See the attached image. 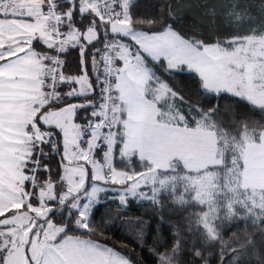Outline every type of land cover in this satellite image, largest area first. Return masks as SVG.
Instances as JSON below:
<instances>
[{"label": "snow or ice", "instance_id": "snow-or-ice-1", "mask_svg": "<svg viewBox=\"0 0 264 264\" xmlns=\"http://www.w3.org/2000/svg\"><path fill=\"white\" fill-rule=\"evenodd\" d=\"M137 6L0 0V264H142L97 239L132 202L176 217L171 246L148 249L156 264H264V3L229 0L231 31L204 37L168 22L176 3ZM185 69L196 92L173 86ZM236 220L259 228V251L248 234L224 240Z\"/></svg>", "mask_w": 264, "mask_h": 264}, {"label": "trees", "instance_id": "trees-1", "mask_svg": "<svg viewBox=\"0 0 264 264\" xmlns=\"http://www.w3.org/2000/svg\"><path fill=\"white\" fill-rule=\"evenodd\" d=\"M229 0H138V6L135 9L138 15L150 16L157 14L159 7L165 3H176L178 5L175 11V20H169L173 23L174 28L180 31L186 37H192L200 34L201 37L209 36L210 34L225 35L231 29L225 25L222 18L223 8L222 5L228 3ZM241 5H250V10L254 15H258V8L264 0H240ZM216 8L217 16L215 21L207 13L210 9ZM146 27V26H145ZM66 59L69 62L68 71L72 74L77 72V64L79 61V53L72 51ZM179 80L178 85H173L175 88L183 89L184 92H196L199 89L198 76L185 69L176 77ZM203 101H207L206 106L210 107L216 103L215 99L211 97H201ZM229 97L225 96L219 100V105L223 111L226 103H230ZM236 113L239 117L255 116L258 118L259 114L252 112L247 106L241 104L236 108ZM79 122V121H78ZM113 196V193H109ZM111 210L112 215L116 213V204L109 201L108 205H100L97 210V220L100 214L107 210ZM163 215L167 223L161 225L160 216ZM122 220L116 221V228L112 231L106 232L107 240L101 239V242L108 244L115 243V246L125 253H130L134 261H141L142 264H156L155 259L149 254L148 249L153 247L157 240L161 242L167 241L165 247H170L171 240V227L170 225L175 222L176 217L173 216L167 209L163 212H158L146 203L132 202L129 210L123 214ZM109 216L108 219H111ZM143 222V223H141ZM143 228L144 239L146 243L143 247L139 246L136 242V229ZM248 234L249 238L257 245L256 250H260L261 233L257 226H253L250 221L236 220L231 224H226L223 229L224 240L232 242L234 236H239L241 242ZM233 247H239L238 244L233 243ZM219 244L214 251H219ZM163 251L164 249H160ZM234 255L230 250L225 256V260ZM215 260L216 258L213 257Z\"/></svg>", "mask_w": 264, "mask_h": 264}, {"label": "rangeland", "instance_id": "rangeland-1", "mask_svg": "<svg viewBox=\"0 0 264 264\" xmlns=\"http://www.w3.org/2000/svg\"><path fill=\"white\" fill-rule=\"evenodd\" d=\"M116 187H119V186H116ZM113 195H115V194L113 193Z\"/></svg>", "mask_w": 264, "mask_h": 264}]
</instances>
